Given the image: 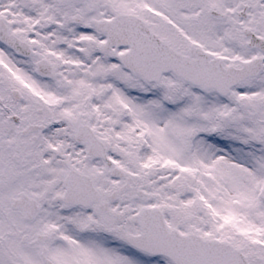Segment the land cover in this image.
I'll return each instance as SVG.
<instances>
[{
	"label": "snow or ice",
	"instance_id": "snow-or-ice-1",
	"mask_svg": "<svg viewBox=\"0 0 264 264\" xmlns=\"http://www.w3.org/2000/svg\"><path fill=\"white\" fill-rule=\"evenodd\" d=\"M0 264H264V0H0Z\"/></svg>",
	"mask_w": 264,
	"mask_h": 264
}]
</instances>
